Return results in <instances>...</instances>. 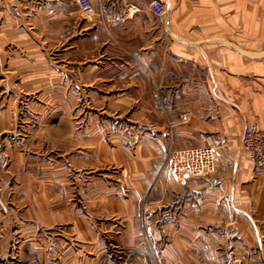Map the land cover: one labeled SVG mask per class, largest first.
Returning <instances> with one entry per match:
<instances>
[{
	"label": "crops",
	"instance_id": "1",
	"mask_svg": "<svg viewBox=\"0 0 264 264\" xmlns=\"http://www.w3.org/2000/svg\"><path fill=\"white\" fill-rule=\"evenodd\" d=\"M79 1L0 0V57L46 73L40 88L64 90L69 73L125 106L135 143L100 148L125 161L64 162V177L37 187L34 173L0 195V264H134L115 250L150 248L164 264H262L264 178L240 141L246 125L264 129V0H156L164 14L155 0H91L92 15ZM198 147L216 152V175L165 169L169 149ZM59 180L64 200L48 187Z\"/></svg>",
	"mask_w": 264,
	"mask_h": 264
},
{
	"label": "rangeland",
	"instance_id": "2",
	"mask_svg": "<svg viewBox=\"0 0 264 264\" xmlns=\"http://www.w3.org/2000/svg\"><path fill=\"white\" fill-rule=\"evenodd\" d=\"M9 60L13 61V58L0 57V195L23 193L20 188L29 187V182L25 178L34 173L36 177L42 178L37 181V187L45 186L43 177H64V162L108 161L110 159L125 161V153L99 152L102 145L111 149L117 148V150L124 147L128 149L134 145L135 138L124 135L126 119L125 115L120 113L126 111L125 106L109 105L103 102L101 104V100L104 99L94 97V90L77 86L76 82L71 80L69 73H64V90L59 88L61 92L64 91V96L54 86L40 88L38 84L41 82L38 79H42L46 73L14 71L15 67L8 64ZM3 63L4 67L1 66ZM47 75L50 74L47 73ZM36 78L38 81L35 80ZM153 91L155 96L156 90ZM214 99H216L215 93ZM139 107L132 106L134 111ZM116 113H118L117 116ZM100 115H104L106 119L100 121L98 118ZM108 116L120 119L116 124L111 125L112 122L107 119ZM247 126L256 125L245 127ZM109 130L117 135L109 136ZM200 148L205 147L184 150ZM176 151L183 150L171 148L167 151L165 169L175 178L180 179L184 176L196 178L197 176L189 171L171 167L170 153ZM243 152L250 158L247 152L244 150ZM214 156L216 157V170L213 175H216L217 154L215 151ZM50 171L53 172L52 175ZM77 177V174H70L74 188ZM49 184L48 187L58 188H53V192L59 190L58 193H54L58 195L55 198L64 200V182L61 183L59 180L57 184ZM260 242L259 253L262 264H264V234ZM136 251L138 250H115L113 256L127 257L130 255L133 257L134 264H164L156 248H150L149 253L146 249H142L145 257L139 251L137 254ZM139 256H142V261L138 260ZM32 264L41 263L39 259H33Z\"/></svg>",
	"mask_w": 264,
	"mask_h": 264
},
{
	"label": "built area",
	"instance_id": "3",
	"mask_svg": "<svg viewBox=\"0 0 264 264\" xmlns=\"http://www.w3.org/2000/svg\"><path fill=\"white\" fill-rule=\"evenodd\" d=\"M79 6L84 14L93 13V5L90 0H80ZM153 9L164 14V7L158 2L152 3ZM241 149L247 152L254 164L256 178L264 176V129L257 126L245 127L241 136ZM171 167L186 170L198 178H209L216 170V157L212 148H200L183 150L170 153ZM215 183L220 184L221 179L215 178Z\"/></svg>",
	"mask_w": 264,
	"mask_h": 264
}]
</instances>
